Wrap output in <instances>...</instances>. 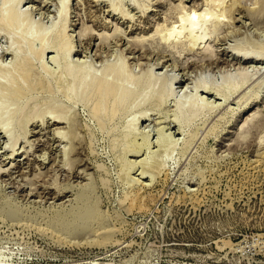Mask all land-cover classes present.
Wrapping results in <instances>:
<instances>
[{
    "label": "rangeland",
    "instance_id": "374dc122",
    "mask_svg": "<svg viewBox=\"0 0 264 264\" xmlns=\"http://www.w3.org/2000/svg\"><path fill=\"white\" fill-rule=\"evenodd\" d=\"M17 2L0 0V264H264V59L239 57L264 54V0ZM101 78L127 98L99 107ZM89 192L100 224H61Z\"/></svg>",
    "mask_w": 264,
    "mask_h": 264
},
{
    "label": "bare ground",
    "instance_id": "6f19581e",
    "mask_svg": "<svg viewBox=\"0 0 264 264\" xmlns=\"http://www.w3.org/2000/svg\"><path fill=\"white\" fill-rule=\"evenodd\" d=\"M18 2L17 3H19L20 4V2H21V0H17ZM18 5V4H17ZM261 11V10H260ZM219 17H221V16H219ZM7 19V18H6ZM211 19V18H210ZM225 20V19H224ZM223 19H220V18H218L217 20H216V24L217 25H219V24H221V22H223L224 21ZM211 21L213 22V20L211 19ZM221 26V25H220ZM208 49V48H207ZM72 46L70 47V52H72ZM243 51V52H242ZM241 51V53L243 54V55H241V56H239L240 57V59L242 60V59H244V61H251V62H253V61H256V62H258L259 60H262V59H264V54L262 53V54H257V52H256V54H253V53H251V52H246V50L244 51V50H242ZM238 53H240V52H238ZM238 55V54H237ZM248 71H242V72H240L239 71V73H236L235 75H233L232 77H231V74L229 75V76H227L226 77V79H225V81H224V84H223V88H231L232 86H234V85H238V84H243V83H245L246 81H248L249 80V78H250V75L251 74H249V73H247ZM111 76V75H110ZM111 81H108L107 79H102L101 78V80L99 81V83H98V85H97V89H98V95H99V101H98V105L102 102L103 103V101L104 100H106V98L109 96V95H112L113 93H118V94H120L121 92H122V95H124L126 98H127V96H128V94L130 93V92H128L126 89L127 88H125V89H119V91H120V93H119V91L117 90V92H115L116 90H114L115 89V84H112V82L110 83ZM114 83V82H113ZM117 84V83H116ZM112 85H114V86H112ZM116 87H118V86H116ZM114 88V89H113ZM130 91V90H129ZM126 92H128V94L126 93ZM118 94H114V95H118ZM124 97V98H125ZM116 98V97H115ZM125 98V99H126ZM101 103V104H102ZM116 105V104H115ZM101 105H99V107H100ZM106 106V105H105ZM115 108V107H114ZM117 108V107H116ZM115 108V109H116ZM99 109V108H98ZM100 110H101V108H100ZM99 110V111H100ZM101 112V111H100ZM89 187V186H88ZM92 190H95V189H92ZM94 192V191H93ZM93 192H89L86 196H85V198H84V196H82V197H77V210L76 211H74L75 213H74V216L72 217V218H70V216H65V215H62V216H60L61 218H60V223L61 222H63V224H66V225H71V223H72V225H74V226H76V227H78V226H85V225H87V220H89V221H93L94 223H95V221L97 222V221H99V217L97 218V213L95 212V211H99V209H97V208H99V206L97 205V206H95V207H97V208H95L94 207V209H96V210H94L93 209V205H94V203L97 201L98 202V200L96 199V196H97V194H95V193H93ZM81 194V193H80ZM83 195V194H82ZM86 197H88L87 199H86ZM97 198H98V196H97ZM100 203V202H99ZM16 206V205H15ZM74 206H76V205H74ZM11 207V206H10ZM9 207V209H11ZM7 208V207H6ZM71 210V209H70ZM101 210V209H100ZM6 211H8V210H6ZM21 211V210H20ZM69 212V211H68ZM100 212V211H99ZM98 212V213H99ZM64 213H66V212H64ZM72 213V212H71ZM102 213H100V215H101ZM61 215V214H60ZM59 218V217H58ZM94 218V219H93ZM102 218V220H104L105 219V217H104V219H103V216H101L100 217V219ZM55 219V218H54ZM97 219V220H96ZM95 220V221H94ZM101 223H102V221H100ZM58 223V222H57ZM98 224H100L99 222H97ZM96 223V224H97ZM62 224V223H61ZM103 224H105V223H103ZM103 224H101L102 226H103ZM71 225V226H72ZM89 225H93L94 226V224H89ZM88 225V226H89ZM62 226V225H61ZM65 226V225H64ZM90 228L92 227V226H89ZM86 228V229H90V228ZM94 227H97V225L96 226H94ZM94 227H92V228H94ZM98 227H99V225H98ZM101 227V226H100ZM106 227V226H105ZM105 227H102V228H105ZM108 227V226H107ZM106 227V228H107ZM91 228V229H92ZM101 228V229H102ZM67 229H70V228H67ZM98 229V228H97ZM97 229H95V231H97ZM99 230V229H98ZM77 232H78V230H76ZM90 231V230H89ZM92 231V230H91ZM90 231V232H91Z\"/></svg>",
    "mask_w": 264,
    "mask_h": 264
}]
</instances>
